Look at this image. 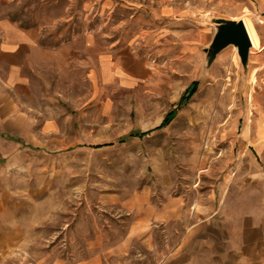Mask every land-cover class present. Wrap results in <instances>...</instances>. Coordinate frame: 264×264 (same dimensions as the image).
I'll return each instance as SVG.
<instances>
[{
	"label": "rangeland",
	"instance_id": "obj_1",
	"mask_svg": "<svg viewBox=\"0 0 264 264\" xmlns=\"http://www.w3.org/2000/svg\"><path fill=\"white\" fill-rule=\"evenodd\" d=\"M262 8L261 0H0V25L32 29L42 44L91 45L89 80L77 67L48 66L16 97L27 117L17 138L35 146H2L26 154L10 162L27 212L22 247L3 264H163L234 186L238 161L250 156L264 172V51L252 48L246 66L234 45L210 65L206 52L214 18H248L257 31ZM175 196L180 216L153 217Z\"/></svg>",
	"mask_w": 264,
	"mask_h": 264
},
{
	"label": "crops",
	"instance_id": "obj_2",
	"mask_svg": "<svg viewBox=\"0 0 264 264\" xmlns=\"http://www.w3.org/2000/svg\"><path fill=\"white\" fill-rule=\"evenodd\" d=\"M261 2L263 12L259 15L257 33L264 51V0ZM0 26V264H3L11 249L22 247L27 212L17 180L13 181L19 170L10 162H18L26 154L5 153L2 146L5 143L35 146L17 138L26 129L27 117L17 105L16 97L20 90L25 92L32 87L35 73H42L48 66L73 74L77 67L83 73L86 71L85 78L89 80L91 45L42 44L32 29L11 21ZM246 160L244 164L238 161L237 170L227 184L234 186L222 188V197L211 203L212 211L190 225L163 264H264V172L258 169L257 160L250 156ZM179 199L175 196L160 210L152 211L153 217L161 216L168 222L180 216L184 207Z\"/></svg>",
	"mask_w": 264,
	"mask_h": 264
},
{
	"label": "water",
	"instance_id": "obj_3",
	"mask_svg": "<svg viewBox=\"0 0 264 264\" xmlns=\"http://www.w3.org/2000/svg\"><path fill=\"white\" fill-rule=\"evenodd\" d=\"M213 21L217 29L209 48L206 49L208 65L213 62L220 51L229 45H234L241 62L246 66L252 41L244 20L218 17Z\"/></svg>",
	"mask_w": 264,
	"mask_h": 264
},
{
	"label": "trees",
	"instance_id": "obj_4",
	"mask_svg": "<svg viewBox=\"0 0 264 264\" xmlns=\"http://www.w3.org/2000/svg\"><path fill=\"white\" fill-rule=\"evenodd\" d=\"M198 82L197 81H194L192 86H190L188 88V90L186 91V93H184L183 97L182 98H186L187 95H191L192 93H194L196 91V86H197ZM173 110L170 111L167 116L164 118V120L162 121V123L155 129H161L163 127H165L167 124L170 123L171 121V116L173 115ZM152 130H149V131H146V132H139V133H134V134H131V136H136V137H143L145 135H148Z\"/></svg>",
	"mask_w": 264,
	"mask_h": 264
},
{
	"label": "bare ground",
	"instance_id": "obj_5",
	"mask_svg": "<svg viewBox=\"0 0 264 264\" xmlns=\"http://www.w3.org/2000/svg\"><path fill=\"white\" fill-rule=\"evenodd\" d=\"M244 22H245V25L247 27L248 33H249L251 41H252V48L253 49H261L262 47L260 44V39H259V36H258V33L256 31L254 24L248 18H245Z\"/></svg>",
	"mask_w": 264,
	"mask_h": 264
}]
</instances>
